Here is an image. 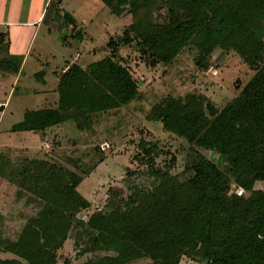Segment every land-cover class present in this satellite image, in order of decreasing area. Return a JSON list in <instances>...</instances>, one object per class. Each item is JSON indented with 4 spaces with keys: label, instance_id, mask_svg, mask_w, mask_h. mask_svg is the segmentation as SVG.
Masks as SVG:
<instances>
[{
    "label": "trees",
    "instance_id": "16d2710c",
    "mask_svg": "<svg viewBox=\"0 0 264 264\" xmlns=\"http://www.w3.org/2000/svg\"><path fill=\"white\" fill-rule=\"evenodd\" d=\"M103 1L109 7L116 2L117 14L138 6L144 24L150 21L147 15L152 0ZM183 2L190 13L188 26L198 29L194 43L202 51L201 57L217 47H246L251 40L253 53L260 47L264 0ZM135 26L140 27L138 23ZM178 27L180 31L182 25ZM140 37L139 33L130 36L125 29L107 42L112 57L110 79L129 95L136 93L135 82L118 61H127L133 54L134 61L156 67L172 60L181 46L176 37ZM124 47L130 51L121 52ZM58 79V106L27 111L12 132L44 133L73 123L87 142L98 130V121L115 118L120 126L123 116L130 127L138 124L130 112L114 114L121 105L77 63ZM207 110L203 104L186 101L152 106L147 118L159 117L165 132L184 139L192 148L193 160L173 175L176 158L160 160L163 152L156 141L139 140L136 158L140 167L124 178L127 195L111 201L108 212L97 210L87 218L78 217V210L88 208L77 191L82 178L62 166L34 159L11 173L10 180L19 189L37 196L43 231L25 223L18 240L6 245L16 259L0 260V264H57V252L68 241L79 256H92L82 264H130L142 259L149 264H179L183 257L197 264H264V193L253 191L255 182L264 181V67L242 95L220 112L209 106ZM102 160L103 156L89 165H81L79 158L67 161L86 176ZM134 176L147 181L136 183ZM230 181L244 193L229 194ZM99 252L109 254L99 256ZM64 263L69 264L67 259Z\"/></svg>",
    "mask_w": 264,
    "mask_h": 264
},
{
    "label": "rangeland",
    "instance_id": "374dc122",
    "mask_svg": "<svg viewBox=\"0 0 264 264\" xmlns=\"http://www.w3.org/2000/svg\"><path fill=\"white\" fill-rule=\"evenodd\" d=\"M183 1L152 0L147 15L150 21L145 24L141 20L143 11L138 6L117 14L116 2H113V7L103 0L11 2L15 13L23 8L30 12V19L40 14L41 10L42 15L34 35L33 27H10L13 43L5 45L0 51V83L4 84L0 85V101L3 102L0 111V260L16 259L6 250V245L18 240L25 223L43 231V223L38 216L40 207L35 201L37 196L33 191L19 189L10 180L11 173L18 172L34 159L62 166L82 178L77 191L88 208L78 210L77 216L87 218L97 210L108 212L111 201L127 195L124 178L130 171L140 167L136 158L139 140L156 141L163 152L160 160H170L171 156L176 158L175 168L171 170L173 175L180 173L184 165L193 160L192 148L184 139L165 132L159 117L147 118L152 106L163 101H186L192 105L203 104L206 113L208 106L220 112L233 99L242 95L248 82L259 68L264 67V37L255 53L250 48L251 45L255 46L251 40L246 47H217L209 56L201 57L202 51L194 43L198 29L192 24L188 26L190 13L188 8L181 5L185 4ZM8 2L0 0V17L8 14ZM53 10L62 15L61 28L56 24L52 29L49 25ZM18 17L21 18L20 15ZM135 23L140 27L135 26ZM181 25L182 29L178 31ZM125 29L130 32V36L139 33L141 40L147 36H155L158 40L176 37L181 42L176 55L166 64L147 67L136 58L134 61L133 54L127 57V61H118L127 67L135 82L134 95L122 92L110 79L112 57L107 42L110 37L120 36ZM72 34H75V38ZM137 40L132 41L141 45ZM120 51L130 50L124 47ZM73 63H77L88 78L99 83L121 105L119 113L114 110V114L122 116L130 112L138 124L130 127L129 120L126 121L123 116L120 126L115 118H109L106 122L98 121V130L89 135L87 142L83 141V133L73 123L51 127L44 133L12 132V127L23 120L27 111L58 106V77ZM80 102L85 103L82 100ZM101 156L103 160L86 176L67 161L71 159L75 162L79 158L81 165H89L98 162ZM134 180L136 183L147 181L143 176H134ZM229 183V194H232L238 186L232 181ZM253 191L264 193V181L255 182ZM104 254L109 253L99 252L97 255ZM57 256V264H65V259L69 264H82L92 257L79 256L72 241H68L57 252ZM130 264L149 263L142 259ZM179 264L197 263L183 257Z\"/></svg>",
    "mask_w": 264,
    "mask_h": 264
},
{
    "label": "crops",
    "instance_id": "0c3cea01",
    "mask_svg": "<svg viewBox=\"0 0 264 264\" xmlns=\"http://www.w3.org/2000/svg\"><path fill=\"white\" fill-rule=\"evenodd\" d=\"M8 1H9L8 2L9 5L7 7V10H6V13H8V14L6 15V17L4 15H2V17H0V51L2 50V48L5 45L9 44V46H10V44L13 43V40L11 39V36L9 34V32L11 31L10 27L11 28H15L16 27V28H19V29L33 27L34 28L33 35H34L36 30L38 29L40 23H41V15H42L41 11L42 10L40 11V14H37V15H35V17L30 19L28 17L29 14H30L29 11L27 12L26 10L24 11L23 8H20L18 10V12L15 13V12H13L14 8L10 6L11 2H13L14 0H8ZM15 10H17V9H15ZM14 14H17V16H14ZM19 15L21 16V18L18 17ZM24 16H27V17L24 18ZM61 16L62 15L57 14V11L55 12L53 10V14L49 18V22H50L49 25H51L52 29L55 28L56 24L58 25V27L61 28V25H60L61 24L60 21L62 20ZM14 18H16V19H14ZM19 31L21 32V30H19ZM15 39L17 40L18 37L16 36ZM20 64L22 65L23 63L21 62ZM67 66L68 65H66L63 68L66 69ZM61 72H62V70H61ZM0 85L4 86L3 83H0ZM0 104L3 105V102L0 101Z\"/></svg>",
    "mask_w": 264,
    "mask_h": 264
},
{
    "label": "built area",
    "instance_id": "2783aa9c",
    "mask_svg": "<svg viewBox=\"0 0 264 264\" xmlns=\"http://www.w3.org/2000/svg\"><path fill=\"white\" fill-rule=\"evenodd\" d=\"M1 107H2V104H0V111H1ZM235 193L237 195H242L244 193V191H243L242 188L238 187V188L235 189Z\"/></svg>",
    "mask_w": 264,
    "mask_h": 264
}]
</instances>
